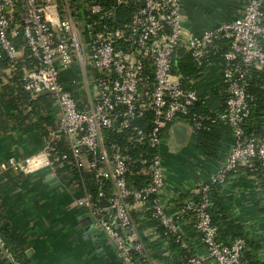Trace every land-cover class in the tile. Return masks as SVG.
Here are the masks:
<instances>
[{"label":"built area","instance_id":"1","mask_svg":"<svg viewBox=\"0 0 264 264\" xmlns=\"http://www.w3.org/2000/svg\"><path fill=\"white\" fill-rule=\"evenodd\" d=\"M113 1V5L104 6L98 0H0V49L10 61L9 68L15 70L20 58L14 38L21 30L31 57L39 65L26 72L24 87L34 95L52 92L49 96L56 108L43 149L23 161L8 159L0 169L29 175L68 168L65 175L73 179L70 185L77 194L76 206L84 209L96 230L111 240L120 264H158L140 259L146 251L140 227L142 221L151 219L160 220L166 236H175L191 255L186 264H247L242 258L246 240L232 246L218 241V228L209 212V192L211 184H228L231 178L228 181L227 175L239 168L253 173L258 164L264 167V135L258 138L245 132L253 101L249 93L252 71L264 70V0H240L242 11L237 19L198 35L184 29L183 0ZM128 3L134 9L130 23L115 26L118 8ZM19 4H23L21 12ZM218 41H229V49L222 56L224 66L215 85L225 96L224 107L213 110V121L232 129L230 152L218 171L186 201L184 209L170 215L166 207L175 205L179 196L163 199L168 170L161 149L174 140L175 125L186 126L190 141L202 127L200 119L190 114L204 96L196 83L209 75L211 64L207 61ZM182 48L191 53L201 71L197 80L174 71ZM73 67L92 92L91 104L84 108L71 88L78 80L68 84L63 77ZM219 99L222 102L221 96ZM141 119L145 125L136 123ZM109 135H125L130 145L158 150L150 161L147 186L140 190L130 187L129 150L110 142ZM61 146L70 153L60 150ZM140 161L148 162L143 156ZM137 212L141 215L136 216ZM184 215L190 217L182 219ZM179 221L198 232L205 256L184 241ZM242 222L247 237L257 241L248 235L250 221ZM164 241L169 247L167 237ZM0 250L8 264H25L7 248L1 234Z\"/></svg>","mask_w":264,"mask_h":264},{"label":"crops","instance_id":"2","mask_svg":"<svg viewBox=\"0 0 264 264\" xmlns=\"http://www.w3.org/2000/svg\"><path fill=\"white\" fill-rule=\"evenodd\" d=\"M183 10L186 13L183 15L184 29L187 33L198 35L237 19L242 4L240 0H183ZM21 57H24V50H20ZM209 70L206 79L196 83L197 89L204 96L216 90L222 67L220 64H211ZM11 73V68L0 63V164L11 158L23 161L40 152L47 135L44 132L54 125V122L45 124V130L38 131L33 125V119L28 121L16 118V92L12 86H8ZM63 76L67 83L78 80V85L71 88L80 106H89L92 92L89 93L83 85L78 69L73 67ZM37 96L49 97L43 94L34 95V98ZM208 104L213 110L223 105L219 96H209ZM25 108L27 113V106ZM257 124L264 128V117L258 119ZM230 142L231 138L224 141L226 151ZM161 150L168 170L167 187L163 195L165 201L171 196L180 197L182 194H188L187 200L195 196L227 157L223 161L209 160L192 143L177 147L171 140ZM4 173L0 169L2 212L10 228L22 234L29 243L24 259L26 264H120L111 240L104 233L88 229L93 224L89 222L87 212L76 206L77 194L64 175L48 169L21 178L13 172L11 179H7ZM259 176H246L245 173L234 176L223 191L235 197V217L241 221H250L248 235L261 244L264 260V216L258 215L255 207L264 200V183L256 181ZM177 205L178 202L173 206L168 205L167 213L173 215L178 212ZM178 226L184 241L195 253L205 256L206 249L195 228L185 221H179ZM140 239L146 248L140 257L141 261L150 259L158 264L179 263V254L169 240V247L166 246L164 238L156 230L140 227ZM0 264H8L1 250ZM208 264L212 263L208 261Z\"/></svg>","mask_w":264,"mask_h":264},{"label":"trees","instance_id":"3","mask_svg":"<svg viewBox=\"0 0 264 264\" xmlns=\"http://www.w3.org/2000/svg\"><path fill=\"white\" fill-rule=\"evenodd\" d=\"M98 2L104 6H111L114 4L113 0H98ZM22 5L23 4H19V12H21ZM133 12L134 9L131 3L119 7L117 10V22L115 24L113 21V24L118 27L129 24ZM14 42L19 52L20 50H24V57L18 59L16 69L12 70L8 84V86H12L16 92V118L28 121L31 118L35 121L33 125L38 129V131H42L45 130L43 125L50 124L55 121L56 108L53 106L50 96H37L34 98V94L25 89L24 76L26 72H31L37 69L39 65L38 61L31 57V53L26 47V41L21 30H19L18 35L14 38ZM215 44L216 47L210 54L207 64H220L224 66L222 56L229 49V41H218ZM0 63H3L5 67L10 66L8 57L1 49ZM174 71L176 74L183 76L184 78L194 80H197L199 76H201V71L197 68L195 62L193 61L191 53L186 51L184 48L179 51V57L176 60ZM249 93L253 97V101L250 106V116L246 121L245 132L247 136L254 135L261 138L264 135V128L257 124V120L264 117V70L252 71L249 82ZM209 96H221L224 107L225 96H222L217 89ZM209 96L208 98H205L207 96H203L200 102H198L191 111L190 117H198L202 123V127L197 131L195 137L189 144L192 143L195 149H197L206 159L223 161L225 157L228 156L231 147L230 144L226 151L224 141L229 138L232 139V129L228 125L213 121L216 116L215 112H213V109L208 104ZM26 106L27 113L25 108ZM28 109H31V112H28ZM136 123L141 126L146 124L143 119L137 120ZM44 133L47 134L46 131ZM109 137L110 142L125 145L129 150L131 160L128 183L130 187L135 190H140L141 188L147 186L151 180L150 161L158 154V150L151 149L143 145H130L127 143L125 135H109ZM60 150L68 154L70 153L63 146L60 147ZM141 156H143V159L148 161L147 164H143L141 161L139 162ZM257 168L258 171L253 173H250L246 168H239L237 173L228 174L227 180L229 181L230 178L238 174L249 173L252 176L260 175L256 181L264 183V167L258 164ZM67 169H59L57 172L68 178L65 175ZM13 172L14 171L12 170L6 171L4 176L7 179H11V173L13 174ZM18 175V178L23 176L22 174ZM18 178H16V180H18ZM68 179L70 181L69 183L73 181L72 178ZM262 187L264 188V185ZM223 190L224 185L216 183L211 184V190L209 192L211 202L209 212L212 217L213 225L218 228V241L224 245L232 246L239 240H246V247L242 255L243 260L246 261L247 264H264V261L260 258V251L262 249L261 245L256 240L247 237L245 224L235 217V197L226 195ZM187 197L188 194L180 195L177 201L179 210H183L186 206ZM255 207L256 213L264 216V200L258 202ZM2 210L3 204L1 202L0 194V234L4 237L7 248L16 256V258L24 261L29 243L22 234L13 231L10 228V225L7 223V217L4 215ZM135 214L136 216L141 215L139 212ZM189 217L190 215H184L182 216V219H188ZM141 228L154 229L161 235V237H167L172 248L181 257V261L179 260L178 262L181 264H186L188 262L191 255L176 242L175 236L171 234L166 236L167 230L163 227L160 220L151 219L149 221H142Z\"/></svg>","mask_w":264,"mask_h":264},{"label":"water","instance_id":"4","mask_svg":"<svg viewBox=\"0 0 264 264\" xmlns=\"http://www.w3.org/2000/svg\"><path fill=\"white\" fill-rule=\"evenodd\" d=\"M182 14L185 15L186 13L184 12V10H182ZM117 22V12L114 16V23L116 24ZM43 94H47V95H50L52 94V92H49V91H41L39 92L38 95H43ZM172 136H173V141H174V144L175 146L177 147H184L185 145H187L190 141V135L188 133V129L186 128V126L184 125H175L173 128H172ZM89 222H92L91 219L89 218ZM90 229L92 232H95L96 231V228L91 225Z\"/></svg>","mask_w":264,"mask_h":264}]
</instances>
